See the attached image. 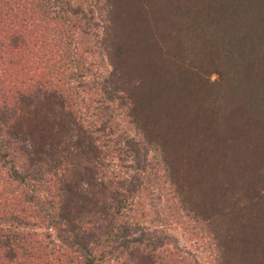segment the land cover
I'll list each match as a JSON object with an SVG mask.
<instances>
[{
    "label": "trees",
    "instance_id": "1",
    "mask_svg": "<svg viewBox=\"0 0 264 264\" xmlns=\"http://www.w3.org/2000/svg\"><path fill=\"white\" fill-rule=\"evenodd\" d=\"M170 219L264 264V0H0V264H199Z\"/></svg>",
    "mask_w": 264,
    "mask_h": 264
},
{
    "label": "rangeland",
    "instance_id": "2",
    "mask_svg": "<svg viewBox=\"0 0 264 264\" xmlns=\"http://www.w3.org/2000/svg\"><path fill=\"white\" fill-rule=\"evenodd\" d=\"M102 25H104V22L99 21V27L93 29V31L95 33H90L88 40L84 41V43H87L91 47L92 50H94L92 45L96 44L95 43L96 36L102 35V29H103ZM98 50L102 53L101 58H103V60L105 62L107 60V58L105 57V51L100 50V49H98ZM95 52H97V50H95ZM99 59L97 60V62H99ZM102 67H104V66H102ZM108 69H110V66H106L105 68H103V72L107 73ZM211 78L212 79L218 78V74L216 72L212 73ZM147 203L148 202H145V205H144L145 208H147V210H149V211H152V210H150V206ZM164 214H166V213L164 212ZM166 223L167 224H164L163 227H165V229L169 233H171L173 235V237H175L178 244L182 247V249L184 251H186L192 257H194L199 262V264H210V261H209L210 256H208L209 252L206 249L205 245L203 243H201V241L193 238V235L190 234L189 231L182 226V224L176 223L171 219L167 220ZM146 224L151 226V227H154V226H156L157 223L151 222L149 219H146ZM157 227H161V226H157Z\"/></svg>",
    "mask_w": 264,
    "mask_h": 264
}]
</instances>
